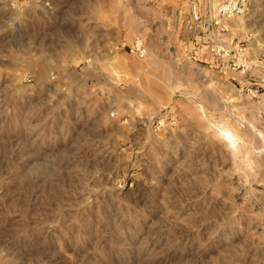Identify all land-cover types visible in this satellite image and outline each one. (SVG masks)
Instances as JSON below:
<instances>
[{"label": "rangeland", "instance_id": "1", "mask_svg": "<svg viewBox=\"0 0 264 264\" xmlns=\"http://www.w3.org/2000/svg\"><path fill=\"white\" fill-rule=\"evenodd\" d=\"M0 264H264V0H0Z\"/></svg>", "mask_w": 264, "mask_h": 264}, {"label": "built area", "instance_id": "2", "mask_svg": "<svg viewBox=\"0 0 264 264\" xmlns=\"http://www.w3.org/2000/svg\"><path fill=\"white\" fill-rule=\"evenodd\" d=\"M129 51L131 54L139 58H144L148 52L144 38L141 36L134 37L129 47Z\"/></svg>", "mask_w": 264, "mask_h": 264}, {"label": "crops", "instance_id": "3", "mask_svg": "<svg viewBox=\"0 0 264 264\" xmlns=\"http://www.w3.org/2000/svg\"><path fill=\"white\" fill-rule=\"evenodd\" d=\"M173 29V28H172ZM174 30V29H173ZM162 35V33H160V36ZM174 35H175V32H173L172 31V38H171V40L173 41V39L174 38H176V40H177V37H174ZM177 35H178V32H177ZM160 41H162V38L160 37Z\"/></svg>", "mask_w": 264, "mask_h": 264}]
</instances>
